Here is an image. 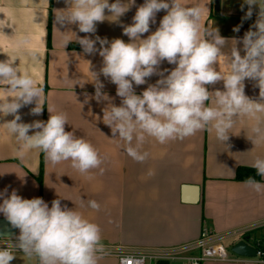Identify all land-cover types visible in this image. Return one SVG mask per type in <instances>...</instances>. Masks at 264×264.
I'll return each instance as SVG.
<instances>
[{"label":"crops","instance_id":"0c3cea01","mask_svg":"<svg viewBox=\"0 0 264 264\" xmlns=\"http://www.w3.org/2000/svg\"><path fill=\"white\" fill-rule=\"evenodd\" d=\"M114 2L109 0V3ZM182 2L204 7L202 23L205 27L217 29L227 41L222 49L224 54L216 65L220 72H227L231 41H238L236 46L244 55L242 38L250 29L255 31L253 25L258 19L259 5L252 6V16L248 18L249 6L245 0H221L219 13L215 12L214 0ZM143 3L144 0H135V5L118 21L97 22L96 32L86 34L80 32L77 25L57 22L58 10L67 7L65 0H0V60L7 56L16 57L19 71L30 75L44 89L42 113L32 114L35 103L24 106L19 110L20 122H46L50 116L49 106L63 111L69 119L65 131L88 140L104 158L102 175L99 169L82 175L71 167L70 161L52 165L39 150H25L21 160L17 155L19 146L16 140L0 124V192L7 189L6 194L10 195L15 190L25 199L42 198L49 207L55 199L61 200L62 207L74 209L77 206L100 226L102 243L108 248L177 247L197 240L204 228L225 232L264 220V191L257 193L246 185L247 179H236L242 168L256 175L251 165L257 156L264 157V144L254 147L247 138L251 135L253 123L248 118L237 120L231 130L234 135H230L226 144L218 141L214 132L208 131L166 144L149 138L143 146V150L149 153L144 162L129 157L121 143L112 139L111 129L102 122L103 108L108 102L96 101V89L89 80L91 72L100 73L103 58L98 52L86 54L74 40V34L65 32H74L80 38L88 36L95 40L99 36L109 42L118 38L128 43L123 26L132 23L137 8ZM105 15L110 13L106 10ZM164 15L165 10L158 12L155 23H150L149 33L141 38L154 32ZM237 27L239 31H234ZM25 36L29 37L25 48L36 50L38 59L18 46L17 42ZM66 36H71L73 41L65 47ZM96 48H100L98 41ZM174 67L164 61L158 71H171ZM98 78L104 85L101 91L119 106L121 98L116 95L117 86L102 74ZM160 78L159 75L146 78L144 85L134 84V91L139 95ZM244 85L249 98H259L255 81L245 79ZM208 88L209 91L223 90V81ZM5 95L10 94L0 86V97ZM11 119L13 117L9 115L0 123ZM258 181L264 182V178L260 177ZM186 187L199 188L198 201L192 203L189 200L191 193L184 190ZM88 200L97 201L101 210L96 212L87 207ZM3 218L0 213V220ZM230 254L235 260H208L202 264H264L255 256L243 257L232 251ZM15 255L10 264H38L35 257L29 258L22 252H15ZM99 264H119V261L112 254L103 256ZM169 264L186 263L177 260Z\"/></svg>","mask_w":264,"mask_h":264},{"label":"clouds","instance_id":"9594fccd","mask_svg":"<svg viewBox=\"0 0 264 264\" xmlns=\"http://www.w3.org/2000/svg\"><path fill=\"white\" fill-rule=\"evenodd\" d=\"M249 6L246 17L252 16V6L259 5L260 12L253 27L242 38L243 52L237 48L238 41H231L228 55V71L220 72L216 65L223 55L227 41L212 26L205 27L202 18L205 8L188 6L182 0H144L133 17L132 23L123 26L122 39L109 42L99 36L95 40L85 36L77 37L86 54L97 53L103 58L100 73L115 84L116 95L121 104L116 106L101 90L104 85L99 74L91 72L89 80L95 86L94 98L99 103L107 101L103 108L102 122L111 129L112 139L121 143L123 151L137 162H144L149 153L143 146L149 138L160 144L183 140L197 132H214L218 141L229 140L231 130L238 119L246 117L253 123L251 135L247 138L255 146L264 144V2L245 0ZM67 7L59 9L57 22L60 25H77L82 33H95L97 22L118 21L135 0H65ZM107 10L110 15H105ZM161 10L166 15L159 27L148 35L150 23ZM234 31H239L235 28ZM65 37V47L72 42ZM97 41L100 48H96ZM29 37H22L18 46L28 51L34 59L38 52L27 49ZM107 45V46H106ZM17 58L7 56L0 60V86L6 94L0 97V120L11 115L13 119L2 124L18 144L17 155L21 160L25 150H39L52 165L65 161L82 175L92 170L104 172V158L97 148L74 132L65 131L68 116L49 106V119L22 123L19 110L35 103L33 115L43 111L44 89L30 75L22 74L17 67ZM175 67L169 71H158L162 62ZM165 72L168 74L165 75ZM159 75L155 84H150L139 95L136 86L144 85L146 78ZM245 79L256 82L259 98L252 99L245 94ZM223 81V90L209 91L208 86ZM83 86V83H79ZM87 102V100L85 101ZM97 120L100 117H96ZM33 134L29 135V132ZM256 175L264 178V157L257 156L252 165ZM151 175V173H149ZM90 178V177H89ZM246 185L255 192L264 191V182L249 177ZM7 189L0 192V213L11 226L19 229V236L0 248V264H10L20 251L29 258L35 257L38 264H99L106 254L98 224L77 209L61 205L60 199L51 202V207L42 198L25 199ZM83 204V199H81ZM87 207L98 212L101 205L88 200ZM143 264L142 259L123 258L122 264Z\"/></svg>","mask_w":264,"mask_h":264},{"label":"built area","instance_id":"2783aa9c","mask_svg":"<svg viewBox=\"0 0 264 264\" xmlns=\"http://www.w3.org/2000/svg\"><path fill=\"white\" fill-rule=\"evenodd\" d=\"M11 239L15 240L14 238H0V248H6V244L10 243ZM232 239H237L236 242L241 240L248 242L247 244L256 251L255 257L264 262V220L225 232H214L204 228L197 240L171 248H125L121 246L108 248V246H104L106 254L103 256L115 254L119 264H122L123 258L126 257L142 259L143 264L147 262L157 264L158 261L164 260L169 263L181 260L186 264H202L208 260L232 261L235 259L231 257V247L225 245L227 240ZM125 264L128 262L125 261Z\"/></svg>","mask_w":264,"mask_h":264},{"label":"water","instance_id":"95a60500","mask_svg":"<svg viewBox=\"0 0 264 264\" xmlns=\"http://www.w3.org/2000/svg\"><path fill=\"white\" fill-rule=\"evenodd\" d=\"M215 12L219 13L221 10V0H214ZM184 190L189 191L191 198L189 199L192 203L199 199V188L198 187H186ZM17 236V228L11 226L10 222L6 218L0 220V238H15ZM245 240L238 241L231 245V251L235 254L243 257H254L256 251L247 244Z\"/></svg>","mask_w":264,"mask_h":264},{"label":"trees","instance_id":"16d2710c","mask_svg":"<svg viewBox=\"0 0 264 264\" xmlns=\"http://www.w3.org/2000/svg\"><path fill=\"white\" fill-rule=\"evenodd\" d=\"M249 171H251V170H248L246 168H242V170H240V173L239 172L237 173L236 179H238V180H246L249 177H253L256 180L260 179L259 176L255 175V174L253 175V173H249ZM157 264H169V262L164 260V261H158Z\"/></svg>","mask_w":264,"mask_h":264},{"label":"rangeland","instance_id":"374dc122","mask_svg":"<svg viewBox=\"0 0 264 264\" xmlns=\"http://www.w3.org/2000/svg\"><path fill=\"white\" fill-rule=\"evenodd\" d=\"M222 14V13H221ZM219 14H215L214 16H218ZM223 15V14H222ZM237 239H232V240H227L225 243V245L227 246V247H230V246H228V245H230L231 243H233V242H235ZM182 263V262H181Z\"/></svg>","mask_w":264,"mask_h":264}]
</instances>
